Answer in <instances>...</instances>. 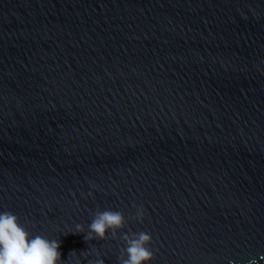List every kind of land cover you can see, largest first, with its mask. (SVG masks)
I'll return each mask as SVG.
<instances>
[{
  "label": "water",
  "instance_id": "1",
  "mask_svg": "<svg viewBox=\"0 0 264 264\" xmlns=\"http://www.w3.org/2000/svg\"><path fill=\"white\" fill-rule=\"evenodd\" d=\"M0 211L63 264H264V0H0Z\"/></svg>",
  "mask_w": 264,
  "mask_h": 264
},
{
  "label": "clouds",
  "instance_id": "2",
  "mask_svg": "<svg viewBox=\"0 0 264 264\" xmlns=\"http://www.w3.org/2000/svg\"><path fill=\"white\" fill-rule=\"evenodd\" d=\"M88 195L91 196L92 193L89 192ZM145 215L141 208L140 214L135 217L136 221L143 223ZM124 225L123 213L105 209L93 214L86 232L81 224H76L70 232L86 233L84 236L86 241L104 240L108 233H112L115 238L116 230L122 229ZM121 239L124 248L121 250L118 264H150L154 252L149 247L152 243L149 233L140 231L125 234ZM59 248L58 240L48 239L39 234L32 235L19 223V218L14 213L0 211V264H63ZM90 264H104V261L97 259ZM248 264H257V260L252 259Z\"/></svg>",
  "mask_w": 264,
  "mask_h": 264
}]
</instances>
